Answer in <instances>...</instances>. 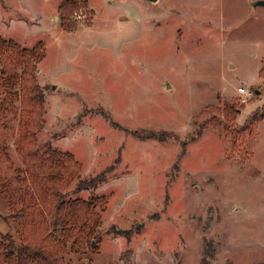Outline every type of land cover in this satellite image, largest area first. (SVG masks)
<instances>
[{
	"label": "rangeland",
	"instance_id": "obj_1",
	"mask_svg": "<svg viewBox=\"0 0 264 264\" xmlns=\"http://www.w3.org/2000/svg\"><path fill=\"white\" fill-rule=\"evenodd\" d=\"M63 1L0 0V34L37 47L40 143L70 151L82 178L106 177L93 190L69 187L94 198L97 239L69 243L61 263H264V119L241 129L264 104V6L85 0L89 20L72 14L68 30ZM1 67L0 232L19 241L4 218L30 187L18 152L22 94Z\"/></svg>",
	"mask_w": 264,
	"mask_h": 264
},
{
	"label": "trees",
	"instance_id": "obj_2",
	"mask_svg": "<svg viewBox=\"0 0 264 264\" xmlns=\"http://www.w3.org/2000/svg\"><path fill=\"white\" fill-rule=\"evenodd\" d=\"M86 5L85 0H64L60 4L61 19L68 30L76 27L74 22L70 23L73 11ZM36 51L37 47L21 48L11 38L6 39L0 34L1 73L22 94L18 152L30 183V187L15 202L11 215L4 218L6 221L13 218L20 232L19 241L10 232H0V258L6 264H62L60 258L69 243L81 247L93 246L97 239L92 237L95 230L92 227L94 198L73 197L68 190L75 180L78 182L74 192L93 190L106 181L103 173L82 178V167L70 151L40 143L37 133L43 129L46 120L45 95L34 73L37 65L32 55ZM42 56L38 55V62ZM229 108L238 110L234 105ZM263 119L264 104L252 112L241 129L253 130ZM157 134L151 133L147 138L157 137ZM5 186L6 183L0 181V195ZM123 232L127 236L131 233L130 230Z\"/></svg>",
	"mask_w": 264,
	"mask_h": 264
},
{
	"label": "built area",
	"instance_id": "obj_3",
	"mask_svg": "<svg viewBox=\"0 0 264 264\" xmlns=\"http://www.w3.org/2000/svg\"><path fill=\"white\" fill-rule=\"evenodd\" d=\"M88 17H89L88 9L83 7V6L78 7L73 13V18L78 22H84V21L88 20ZM238 91L241 94H243L245 96V98H247L253 94V92L251 90L246 89L244 86L238 87Z\"/></svg>",
	"mask_w": 264,
	"mask_h": 264
},
{
	"label": "water",
	"instance_id": "obj_4",
	"mask_svg": "<svg viewBox=\"0 0 264 264\" xmlns=\"http://www.w3.org/2000/svg\"><path fill=\"white\" fill-rule=\"evenodd\" d=\"M151 1L156 2L158 0H151ZM251 3H252L254 8H258L260 6H264V0H252Z\"/></svg>",
	"mask_w": 264,
	"mask_h": 264
},
{
	"label": "crops",
	"instance_id": "obj_5",
	"mask_svg": "<svg viewBox=\"0 0 264 264\" xmlns=\"http://www.w3.org/2000/svg\"><path fill=\"white\" fill-rule=\"evenodd\" d=\"M120 3H121V1H119ZM91 4V3H90ZM55 17H56V20H57V16H54V19H55ZM58 22V21H57ZM60 28L63 30L64 28H62L61 26H60Z\"/></svg>",
	"mask_w": 264,
	"mask_h": 264
}]
</instances>
